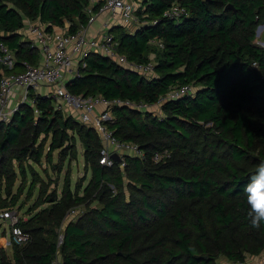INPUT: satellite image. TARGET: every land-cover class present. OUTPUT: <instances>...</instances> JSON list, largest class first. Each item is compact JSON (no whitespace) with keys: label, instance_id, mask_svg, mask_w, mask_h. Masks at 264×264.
Masks as SVG:
<instances>
[{"label":"trees","instance_id":"trees-1","mask_svg":"<svg viewBox=\"0 0 264 264\" xmlns=\"http://www.w3.org/2000/svg\"><path fill=\"white\" fill-rule=\"evenodd\" d=\"M175 3L188 16L164 17ZM88 4L0 0V45L18 60L15 70L0 64V80L3 74L21 72L23 62L39 63V53L19 33L26 20L49 30L68 22L74 33L88 24ZM138 14L149 23L133 33L123 26L109 33L129 60L154 58L157 76L146 79L91 53L67 89L86 98L150 105L173 87L191 85L194 93L163 104V116L156 108L113 109L108 125L115 137L144 152V158L126 156L124 168L117 162L101 165L104 142L98 133L73 115L65 116L51 98L30 93L35 105L22 103L0 122V212L16 206L28 173L29 197L38 184L43 196L45 182L33 164L41 165L44 157L52 163L57 150L61 161L76 157L77 136L92 178L83 197L80 186L73 194L66 185L62 199L55 194L38 199L35 208L51 207L20 222L33 243L28 248L14 244L16 264H53L58 236L45 227L47 222L59 224L70 207L87 202L100 208L65 227L63 264H235L264 251V226H250L243 192L264 160V49L255 45L264 0H145ZM157 152L170 157L156 163ZM18 177L21 185L13 195ZM220 256L230 263L219 261Z\"/></svg>","mask_w":264,"mask_h":264},{"label":"built area","instance_id":"built-area-1","mask_svg":"<svg viewBox=\"0 0 264 264\" xmlns=\"http://www.w3.org/2000/svg\"><path fill=\"white\" fill-rule=\"evenodd\" d=\"M142 4L138 0H89L85 8L88 17V24L81 27L76 32L71 33L68 27H54L49 30L48 25L37 24L28 21L19 33L25 37L29 34V43L32 48L39 53V63L37 65L23 62V72L3 74L0 80V122L8 121L22 103H31L30 93L51 98L56 103V109L72 110L76 113L79 123L93 128L102 141L104 147L100 155V164L106 167H113L116 161L113 155L117 154L120 159V167H125V157L133 156L144 158V152L134 143L122 142L115 137L114 132L109 128V123L113 119L112 111L115 107L125 106L138 111L161 109L162 105L168 101L178 100L194 93L191 85L173 87L154 105L146 103H134L129 100H107L102 96L83 97L75 95L67 89V83L74 78L80 77L79 65L86 56L91 53L101 55L113 60L124 70L137 73L146 79L154 76L156 62L151 58L148 62H136L129 60L126 56L118 52V43L114 40L109 31L100 33L96 37L90 36V27L96 19L107 14L123 27L137 25L139 27L149 22L139 23L136 17L138 7ZM188 10L178 3H175L166 11L164 17L179 19L188 16ZM108 27H106L107 29ZM110 30V29H109ZM28 37V35H27ZM26 37V38H27ZM158 46L163 48V44ZM0 64L8 70H15L18 63L14 52L5 45H0ZM256 67V64H254ZM85 67V64H83ZM47 91H43V89ZM21 94L22 101L14 108L11 107L13 98ZM38 113V111H36ZM170 157L168 152L155 153L153 160L156 163ZM75 214V211L72 212ZM0 219L9 223L10 237L17 246H25L31 241V235L20 227V216L16 210H4L0 212ZM64 237L61 238V241ZM264 251L257 255L252 261H239L235 264H263ZM53 264H63L58 259L53 260Z\"/></svg>","mask_w":264,"mask_h":264},{"label":"rangeland","instance_id":"rangeland-1","mask_svg":"<svg viewBox=\"0 0 264 264\" xmlns=\"http://www.w3.org/2000/svg\"><path fill=\"white\" fill-rule=\"evenodd\" d=\"M145 0H138V3L142 4ZM141 7H138L136 12V17L138 18L139 23L145 22L144 17L145 15H139L138 12ZM144 11V10H143ZM35 23L41 24L39 21H33ZM70 23L66 22L64 27H70ZM257 37L255 40V45L264 49V19L260 20L259 26L257 29ZM17 102H14V101ZM22 101L21 94L18 93L16 98L13 99V107H16L19 102ZM54 107L56 108V103L54 102ZM59 110V109H57ZM65 116H72L70 112L65 109L61 110ZM159 115H162L161 109L157 110ZM76 117V114L73 115ZM44 137L42 136L39 140L41 141ZM50 138L47 140L45 145V153L49 150L50 145ZM34 168L36 169L38 175L43 179L45 182L44 186V195L40 194V185L38 184L36 189L33 191V196L29 197V189L32 183V176L30 173L27 174V183L24 188V192L22 196L19 198L15 207L11 208L18 212L21 221L28 222L32 217H34L37 213L43 211L51 207V204L44 203L39 208H35V204L38 199L42 196L43 199H47L52 195H57L58 199H62L64 195V190L66 185H69L71 188V192L74 194L77 191V187H81V192L79 197H83V191L86 186L89 184L92 178V170L89 165L86 164L84 158V148L82 146V142L80 141L79 137L77 136V154L76 157L74 155L68 156L65 158L64 161H61L60 150H57L53 154V162L48 163L46 157L42 159L41 165L33 164ZM17 167V166H16ZM21 185V178L18 177L17 183L15 188L13 189V195L17 194V189ZM5 198V195L3 196ZM100 208V205L97 202H87L78 205H74L70 207L69 210L66 211V215L63 219V222L56 224L57 222L55 219H52V222L48 223L45 226L50 231H54L58 236L57 241V248L58 252L56 254V258L63 262V255L61 253V247L63 246V241L60 240L64 237L65 227L69 223H77L82 217H84L87 213L91 211V209ZM75 211V214L72 212ZM33 242L29 243L25 247H29ZM15 245L12 242L10 237V230H9V223L7 221L0 219V264H16V260L14 258V249ZM19 247V248H25ZM250 256V255H249ZM219 261L230 263L228 259L225 257L220 256Z\"/></svg>","mask_w":264,"mask_h":264},{"label":"clouds","instance_id":"clouds-1","mask_svg":"<svg viewBox=\"0 0 264 264\" xmlns=\"http://www.w3.org/2000/svg\"><path fill=\"white\" fill-rule=\"evenodd\" d=\"M243 192L248 204L250 226L259 230L264 226V160L256 165V171L249 177Z\"/></svg>","mask_w":264,"mask_h":264},{"label":"crops","instance_id":"crops-1","mask_svg":"<svg viewBox=\"0 0 264 264\" xmlns=\"http://www.w3.org/2000/svg\"><path fill=\"white\" fill-rule=\"evenodd\" d=\"M29 20H26L25 21V24L28 22ZM114 26H122V25H120L117 21H114L113 19H111V17L109 16V15H107V14H102V15H100L97 19H96V21H95V23L90 27V31H89V33H90V36L91 37H96V36H98L100 33H103V32H105V31H109V29H111L112 27H114ZM106 27H108L107 29H106ZM126 28V30L128 31V32H130V33H133V32H135L138 28H139V26H137V25H131V26H129V27H125ZM27 35H28V37H27ZM25 37L23 38V41H28L29 42V40H30V37H29V34L28 33H26L25 35H24ZM27 37V38H26ZM24 71V69H22V71L21 72H23ZM157 76V73H156V71H155V73H154V76L152 77V78H154V77H156ZM152 78H150V79H152ZM149 79V80H150ZM43 91H47V89L45 88V89H43ZM16 98V96L13 98V99H15ZM14 102H17L16 100L14 101ZM13 101H12V104H11V106L13 107ZM69 112H70V110H69ZM71 115H75L76 113L74 112V111H71V113H70ZM161 116H163V115H161ZM256 257H257V255H250V256H248L247 257V261H252V260H255L256 259ZM264 264V263H263Z\"/></svg>","mask_w":264,"mask_h":264},{"label":"water","instance_id":"water-1","mask_svg":"<svg viewBox=\"0 0 264 264\" xmlns=\"http://www.w3.org/2000/svg\"><path fill=\"white\" fill-rule=\"evenodd\" d=\"M113 159H114L118 164L121 163V159H120V157H119L117 154L113 155Z\"/></svg>","mask_w":264,"mask_h":264}]
</instances>
